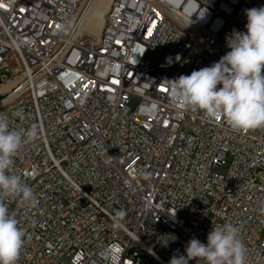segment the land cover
Segmentation results:
<instances>
[{"label":"built area","instance_id":"1","mask_svg":"<svg viewBox=\"0 0 264 264\" xmlns=\"http://www.w3.org/2000/svg\"><path fill=\"white\" fill-rule=\"evenodd\" d=\"M81 3L0 0V113L39 129L13 165L36 203L6 201L17 264H169L227 222L264 264V128L182 111L165 81L218 62L264 0H111L98 36Z\"/></svg>","mask_w":264,"mask_h":264},{"label":"clouds","instance_id":"2","mask_svg":"<svg viewBox=\"0 0 264 264\" xmlns=\"http://www.w3.org/2000/svg\"><path fill=\"white\" fill-rule=\"evenodd\" d=\"M245 14L246 31H233L226 38L230 51L218 62L165 80L170 102L178 109L202 111L238 131L264 128V6L247 9ZM38 136L36 125L12 128L9 118L0 113V264H17L26 242V232L6 201L19 199L28 206L36 203L32 188L13 172V165L25 143ZM239 233V227L231 222L213 226L206 244L191 238L186 255L172 256L169 264H189L193 259L205 264H248L247 248Z\"/></svg>","mask_w":264,"mask_h":264},{"label":"bare ground","instance_id":"3","mask_svg":"<svg viewBox=\"0 0 264 264\" xmlns=\"http://www.w3.org/2000/svg\"><path fill=\"white\" fill-rule=\"evenodd\" d=\"M108 6L110 5H107L106 8L103 7L102 0H90L88 6L83 11V14L79 17L77 25L81 29L89 30V28H91L89 25L93 24L91 32L98 36L103 27L102 23L104 24L105 15L109 9Z\"/></svg>","mask_w":264,"mask_h":264},{"label":"rangeland","instance_id":"4","mask_svg":"<svg viewBox=\"0 0 264 264\" xmlns=\"http://www.w3.org/2000/svg\"><path fill=\"white\" fill-rule=\"evenodd\" d=\"M89 1H90V0H82V3H81V5H80V7H79V9H78V11H77V13H76V15H75V22L78 21V19H79V17L81 16V14H83V11H84L85 8L88 6ZM110 2H111V0H102V5H103V7L106 8L107 5H110ZM108 8H109V6H108ZM106 11H107V10H106ZM102 25H103V23H102ZM89 27H91V28H89V30L87 29V32H89V33L92 34V35H95L93 32H91V29H93V24H92V25H89ZM101 27H102V26H101ZM94 32H95V31H94ZM95 36H96V35H95ZM10 76H11V74H9V73L6 74V77H10ZM7 85H8V84H6L4 87H7ZM138 101H139L138 98H133V99L131 100L130 106H131V107H134V106L138 103ZM217 170H218V171H225L226 168H225V167H220V168H218ZM158 251H159L161 254H166L165 249L162 248V247H159V248H158Z\"/></svg>","mask_w":264,"mask_h":264}]
</instances>
